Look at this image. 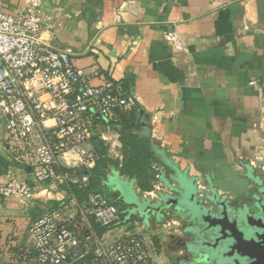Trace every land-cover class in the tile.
<instances>
[{"label": "crops", "instance_id": "obj_1", "mask_svg": "<svg viewBox=\"0 0 264 264\" xmlns=\"http://www.w3.org/2000/svg\"><path fill=\"white\" fill-rule=\"evenodd\" d=\"M3 8L14 16L37 10L60 24L44 25L41 39L67 49L95 85L122 82L136 98L135 113L119 114L105 135L118 137L108 151L119 167L107 170L105 182L123 223L141 220L128 216L126 197L167 194L177 174L202 188L213 185L232 201L252 191L246 167L264 171V0H3ZM4 135L0 124V187L13 175L41 191L29 207L0 192L4 238L22 251L31 245V224L57 208L56 188L37 185L30 169L11 159ZM134 137L150 149L155 179L141 183L121 173V148ZM61 163L77 170L81 158L72 151ZM167 224H140L154 246L150 264H171L177 246L170 235L178 224Z\"/></svg>", "mask_w": 264, "mask_h": 264}, {"label": "built area", "instance_id": "obj_2", "mask_svg": "<svg viewBox=\"0 0 264 264\" xmlns=\"http://www.w3.org/2000/svg\"><path fill=\"white\" fill-rule=\"evenodd\" d=\"M44 25L61 26L37 10L9 15L0 0L4 148L30 169L37 185L55 186L58 205L31 224V245L22 251L4 238L0 223V263L9 258L17 264H150L154 246L137 223H122L119 207L106 194L79 197L73 191L74 186L89 187L86 173L106 157L101 147L109 150L110 145L111 152L118 146V137L105 135L114 131L119 114L138 109L137 100L122 82L107 79L95 85V77L75 67L67 49L41 39ZM72 151L79 153L80 167L65 170L61 159ZM0 192L29 207L41 191L11 175Z\"/></svg>", "mask_w": 264, "mask_h": 264}, {"label": "water", "instance_id": "obj_3", "mask_svg": "<svg viewBox=\"0 0 264 264\" xmlns=\"http://www.w3.org/2000/svg\"><path fill=\"white\" fill-rule=\"evenodd\" d=\"M246 170L254 185L264 184L263 169L256 172L248 165ZM175 180L167 194L142 200L129 196L125 201L128 216L141 219L144 227L178 224L170 235L177 246L171 264H264L263 211L249 215L243 208L237 210L229 197H221L213 185L202 188L197 179L180 174Z\"/></svg>", "mask_w": 264, "mask_h": 264}, {"label": "trees", "instance_id": "obj_4", "mask_svg": "<svg viewBox=\"0 0 264 264\" xmlns=\"http://www.w3.org/2000/svg\"><path fill=\"white\" fill-rule=\"evenodd\" d=\"M134 113L135 111L130 114L123 115L131 116ZM127 118L128 117H125L124 120ZM99 152L101 155H105L106 157L99 161L95 167L86 173L90 177L89 187L83 189L74 186V191L79 197H85L89 193H103L112 200V198H117V195L109 189L105 182V177L107 176V170L111 169L112 165L115 166L114 168H117L119 167V164L110 160L108 157V148L102 146ZM124 156V165L121 167V173L124 176L135 181L138 180L141 183L143 180L145 181V179H143L144 176L148 178L149 175L150 179H155L156 174L153 169V162L151 161V151L143 142L139 141V139L134 137L129 143H126V147H124ZM80 174H82V172ZM119 210L121 211L120 215L122 216L123 209ZM104 231V229H101L100 233H103Z\"/></svg>", "mask_w": 264, "mask_h": 264}, {"label": "flooded vegetation", "instance_id": "obj_5", "mask_svg": "<svg viewBox=\"0 0 264 264\" xmlns=\"http://www.w3.org/2000/svg\"><path fill=\"white\" fill-rule=\"evenodd\" d=\"M254 178H259V173H253ZM233 206L238 210L243 208L247 210L249 215L257 212H264V184H255L252 191H250L244 198L233 202ZM253 223V221H251Z\"/></svg>", "mask_w": 264, "mask_h": 264}, {"label": "rangeland", "instance_id": "obj_6", "mask_svg": "<svg viewBox=\"0 0 264 264\" xmlns=\"http://www.w3.org/2000/svg\"><path fill=\"white\" fill-rule=\"evenodd\" d=\"M121 149H122V151H121L122 154H121V155L124 156V148H121ZM121 149H120V150H121ZM110 154H112V153L109 152L108 157L110 156ZM112 155H113V154H112ZM111 157H112V156L109 157L110 160H113V158H111ZM123 158H124V160H125V156H124ZM124 160H123V161H124ZM125 225H126V226H131V225L133 226V225H136V224L129 222V223H126ZM137 225H138L137 230L140 231V232H142V231H143L142 226H141L140 224H138V223H137ZM167 225H168V224L166 223L164 226H167ZM143 235H144V234H143ZM144 238H146V240H148L147 237H146L145 235H144ZM148 241H149V240H148ZM0 264H4V263H0Z\"/></svg>", "mask_w": 264, "mask_h": 264}]
</instances>
